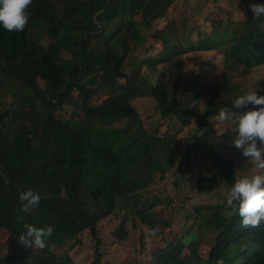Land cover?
<instances>
[{
    "label": "trees",
    "instance_id": "trees-1",
    "mask_svg": "<svg viewBox=\"0 0 264 264\" xmlns=\"http://www.w3.org/2000/svg\"><path fill=\"white\" fill-rule=\"evenodd\" d=\"M174 2L33 0L22 32L0 27V230L7 232L12 250H0V264H75L55 250L86 230L95 241L90 264H105L97 223L113 212L124 211L123 222L114 231L118 240L126 239L123 225L129 221L150 229L158 224L169 227L156 217H162L163 208L155 213L160 204L180 215L181 207L173 204L171 195L161 197L162 191L155 189L176 168L175 138L148 133L134 99L151 97L160 118L183 127L195 120L204 134L196 150H210L212 166L208 174L196 169L191 184L198 195L211 194L221 185L229 190L237 180L230 156L238 151L217 141L210 120L221 108L236 111L232 100H216V87L228 98L236 91L233 71L242 68L249 74L264 68V15L254 17L249 9L264 0H243L245 19L238 26L227 22L213 25L209 32L200 29L188 42L193 51L220 52L222 69L229 72L213 87V104L200 113H191L176 98L175 57L183 52L176 39L179 34L156 31L150 48L138 53L146 39L135 21L151 27ZM218 13L224 16L226 11ZM208 23L211 27L212 21ZM137 55L143 56L132 63ZM158 68L161 78L154 74ZM263 92L258 90V95ZM103 94L105 98L94 103ZM67 107L74 111L69 113ZM234 136L233 132L224 138ZM213 168L217 172L212 173ZM171 183L174 190L185 181ZM30 188L40 193L41 201L32 214H25L19 195ZM25 223L53 227L44 250L19 243ZM183 223V233L168 232L153 264H264V222L242 227L238 211L226 200L193 207ZM203 242L208 247L205 255L199 253Z\"/></svg>",
    "mask_w": 264,
    "mask_h": 264
},
{
    "label": "rangeland",
    "instance_id": "rangeland-1",
    "mask_svg": "<svg viewBox=\"0 0 264 264\" xmlns=\"http://www.w3.org/2000/svg\"><path fill=\"white\" fill-rule=\"evenodd\" d=\"M238 2V3H237ZM226 11L229 19H226V14L220 16V10ZM245 5L243 0H175L167 15L158 20L151 27L143 26L139 21H135L139 32L146 39L145 45L138 52L143 54V50L147 51L152 45L154 33L159 30L167 32L172 31L177 36V41L182 47L183 52L175 57L179 63L178 67V85L176 87V98L182 103L183 106L188 107L191 113H200L206 110L208 104H213L212 92L213 87L219 83V78H225L229 72H224L222 69L223 58L220 52L217 51H202L190 50L188 42L201 33V31L209 32L213 25L220 27L227 22H231L234 26H238L243 18L239 15V11L243 13ZM239 10V11H238ZM212 21L210 27L209 23ZM181 31H185L181 35ZM190 31V36L188 32ZM217 52V53H216ZM143 55H137L132 63H136L137 59ZM222 69V71H221ZM131 70L127 68V73ZM246 70L238 68L231 73V80L235 83V94L230 92V97L218 90L216 100L223 97L225 100H234L253 88L257 90H264V68L252 70L249 74ZM161 78L159 68L154 73ZM151 79L154 82V79ZM256 81V82H255ZM261 82L262 84H257ZM223 89V88H222ZM264 95V92L261 93ZM7 99V97H5ZM105 98L104 94L98 96L94 103H100ZM8 101H10L8 99ZM137 112L142 120V125L150 134L162 137L171 135L175 138L172 143L174 148V156L176 168L182 172L177 175L173 170L165 174L166 180L160 182L155 189L161 190V197L168 194L174 199V205L181 207L180 215L177 210H171L167 206L158 205L155 208V213L162 210V217L156 216L161 221L169 222V227H163L158 224V231L155 235H150V228L142 225L138 221L133 223L131 221L124 223L123 228L127 233L124 240H118L114 236V231L117 230L119 225L123 222L124 211H116L110 214L107 218L97 223L98 236L101 240L100 251L102 253V261L105 264H153L154 254L162 247L168 237V232L172 236L176 233H183L185 226L183 223V216L188 210H192L197 205L213 206L223 203L226 200V187L221 185L214 192L208 195L200 196L196 193L194 185L191 184L195 178L196 169H201L204 173L208 174L211 166L210 150L205 153L202 150H196V145L199 140L203 142L202 131L197 130L192 120L191 124L183 127L177 121L170 119L160 118L154 100L149 97H140L132 100ZM259 106H257L258 108ZM66 111L69 113L74 111V108L67 107ZM212 126L210 128L211 134L215 135L217 141L227 142L228 146L238 151L231 157L232 165L236 168V178L239 179L244 176H251L257 172L250 160L244 158L241 152L235 148L232 143L233 138L230 136L234 131V125L225 123L221 125L218 121V116L210 120ZM119 126H122L119 124ZM202 134V135H201ZM229 156V152L226 155ZM212 173L217 172L213 168ZM184 179L185 184H179V188L173 190L172 183L174 180ZM190 201H186L188 198ZM195 233V231H193ZM210 236L206 241H209ZM11 240L4 230H0V250L7 252ZM94 243L92 236L88 230L78 235L76 238L70 239L66 246L55 250V253L61 255H68L71 261L75 264H90L94 260ZM71 248L69 249V247ZM208 251L207 245L203 244L199 248L200 254H206ZM1 252V253H2Z\"/></svg>",
    "mask_w": 264,
    "mask_h": 264
},
{
    "label": "clouds",
    "instance_id": "clouds-1",
    "mask_svg": "<svg viewBox=\"0 0 264 264\" xmlns=\"http://www.w3.org/2000/svg\"><path fill=\"white\" fill-rule=\"evenodd\" d=\"M32 3L33 0H0V27L8 32H22L29 22ZM249 9L254 17L264 15V4H250ZM239 15L245 19L242 12L239 11ZM249 105L252 108L241 111ZM232 108L236 111L221 108L218 121L221 125H234L232 143L244 158L252 162L257 172L235 181L226 193V204L233 211H238L242 227L255 228L264 222V95H257L253 88L239 95ZM3 179L9 183L7 176ZM19 200L20 211L32 214L40 205L41 195L30 188L19 195ZM24 228L25 232L19 236V243L24 248L44 250L48 246L53 234L52 226L35 227L25 223ZM157 231L158 227L150 229L149 234L155 235Z\"/></svg>",
    "mask_w": 264,
    "mask_h": 264
}]
</instances>
